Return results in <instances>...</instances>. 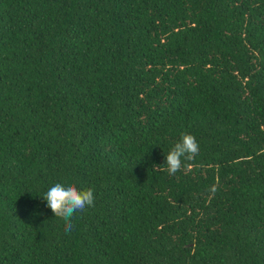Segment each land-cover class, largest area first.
<instances>
[{
	"label": "trees",
	"instance_id": "obj_1",
	"mask_svg": "<svg viewBox=\"0 0 264 264\" xmlns=\"http://www.w3.org/2000/svg\"><path fill=\"white\" fill-rule=\"evenodd\" d=\"M0 264H264V0H0Z\"/></svg>",
	"mask_w": 264,
	"mask_h": 264
},
{
	"label": "clouds",
	"instance_id": "obj_2",
	"mask_svg": "<svg viewBox=\"0 0 264 264\" xmlns=\"http://www.w3.org/2000/svg\"><path fill=\"white\" fill-rule=\"evenodd\" d=\"M200 146L193 134L182 133L178 142L167 152L164 165H153L156 170H166L169 175H174L181 170L184 161H191L199 154ZM217 185L213 184L209 192L215 193ZM46 206L64 221V231L71 233L73 230V217L78 212H83L86 207L94 206L95 194L92 188L81 190L72 183L55 182L43 193Z\"/></svg>",
	"mask_w": 264,
	"mask_h": 264
}]
</instances>
